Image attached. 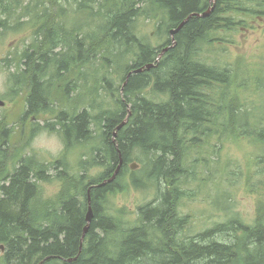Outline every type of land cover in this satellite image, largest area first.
Masks as SVG:
<instances>
[{
    "label": "trees",
    "instance_id": "trees-1",
    "mask_svg": "<svg viewBox=\"0 0 264 264\" xmlns=\"http://www.w3.org/2000/svg\"><path fill=\"white\" fill-rule=\"evenodd\" d=\"M140 16L158 22L163 44L154 46L139 36ZM238 16L264 17V0H0L4 30L35 28L17 71L9 75V92L27 91L21 121L53 112L55 83H66L65 109L41 128L59 134L66 146L63 159L51 165L56 170L52 180L50 166L25 150L26 144L10 154L12 132L0 120L3 264H224L236 256L235 247L202 242L206 240L196 241L181 256L156 245L158 234L169 239L181 225L175 206L185 193L180 186L171 192L161 186L164 180L182 185L185 176L194 175L189 168L194 147L216 137H244L264 159V108L249 105L230 90L239 63L230 62L228 50L217 44L222 32L238 30ZM12 18L16 26L9 25ZM182 23L172 40L171 30ZM110 63L119 65L121 73L112 69L118 80L109 76ZM80 68L75 83L67 82ZM137 69L143 71L128 77ZM91 73L87 87L85 76ZM256 78L264 84V77ZM216 87L223 91L217 94ZM262 93L258 86L259 97ZM106 97L112 98L113 107H104ZM37 131L32 129L27 143ZM73 147L85 149V156L71 169L67 153ZM120 160L116 180L91 190L93 219L82 242L88 189L110 178ZM135 161L144 177L131 171L129 164ZM96 168L103 171L91 175ZM49 181L58 183L59 190L45 198L40 183ZM148 183L156 189V199L143 205L128 226L126 213L113 209L110 199L131 187L144 190ZM238 225L231 220L219 230L237 233ZM243 231L246 262L264 264V202L258 204L255 224Z\"/></svg>",
    "mask_w": 264,
    "mask_h": 264
},
{
    "label": "rangeland",
    "instance_id": "rangeland-1",
    "mask_svg": "<svg viewBox=\"0 0 264 264\" xmlns=\"http://www.w3.org/2000/svg\"><path fill=\"white\" fill-rule=\"evenodd\" d=\"M214 3L215 0H211V4ZM237 18L242 20L238 30L231 34L222 32L221 43H217L228 50L230 62L239 63L235 74V76L238 75V78H235L236 82L232 84L230 90L237 92L242 101H247L249 105L253 104L257 105L258 108H264V93L260 97L258 95V86L262 87L264 92V84L256 78L264 77V17L253 20L245 16H238ZM8 22L10 26H16L15 18ZM28 26L23 25L25 29L23 31H18L14 27L4 30L0 26V102L4 103V106H0V120L4 119L12 132L9 141L10 154L15 152V148L17 150L26 144L25 150L29 148L31 155L37 156L41 162L50 166L49 173L51 176L49 180H52L56 170L53 171L51 165L63 159V155L66 154V146L59 134L50 133L41 128L46 123L54 122L58 113L65 109L63 87L66 83L61 81L55 83L51 100L55 109L53 112L42 114L37 118H24V121L21 119L25 115L27 91L23 89L17 93L18 95L9 92V75L17 71L18 60L23 50L33 40L35 28L31 29ZM157 26V21L146 20L143 16L138 18L139 36L148 38V41L154 46L163 44L165 40L163 37L160 38ZM224 40L226 42H223ZM110 64L112 67L109 66L111 69H109V76L118 80V75L116 76L112 69H117L119 70L117 73H121L119 65L117 63ZM123 64L124 62L120 66ZM94 68L96 69V67ZM80 72L81 68L74 69L67 82L76 81ZM91 78H94L92 73L85 76L87 87L91 85ZM79 82L82 83V80ZM216 91L219 94L223 88L216 87ZM87 93L85 92L84 95ZM90 98L95 99V97ZM111 99L104 98V107H113ZM33 128L38 129V131L27 143ZM84 152L85 149L80 147H73L69 150L67 163L71 169L75 168L80 156H85ZM190 153L189 161H192V164L189 168L194 172V175L185 176L184 185L178 184V180H173V185L171 181L164 180L165 184L163 183L161 186V189L165 188L168 192H171L173 186H180L183 188L182 190H185L183 195L179 193L183 197L177 204L180 213L183 216H189L186 225L187 233L184 234L194 237L197 234L204 235L205 232L210 233L211 231L207 239L198 240H206L202 242L208 244L219 243L233 246L237 252L239 250L245 251L243 244L245 236L242 235V232L220 231L219 227L229 225L231 220L235 219L247 224L254 221L258 204L264 202V159L259 158L262 151L254 145V142L244 137L235 141L227 139V137L222 139L216 137L210 139L208 143H201L198 147H194ZM138 157L141 160L144 159L141 155ZM132 164L137 166L134 172L140 173L142 171V166L138 161L129 164V166ZM8 165L11 166V163ZM57 166L61 170L63 163ZM102 171L103 169L100 170L99 168L93 169L91 175L95 176ZM140 176H143L142 173ZM40 185L43 188L45 198H52L59 190L58 183L55 181L42 182ZM178 197L180 196L178 195ZM155 199L156 189L149 184L144 190H135L131 187L122 193L115 194L110 199V205L115 210H124L126 213L125 223L130 226L135 223L134 220L137 218L135 213L138 208ZM158 240V243L163 242L160 238ZM225 261H228L227 264H239L235 257ZM200 264L216 263L202 261Z\"/></svg>",
    "mask_w": 264,
    "mask_h": 264
},
{
    "label": "flooded vegetation",
    "instance_id": "flooded-vegetation-1",
    "mask_svg": "<svg viewBox=\"0 0 264 264\" xmlns=\"http://www.w3.org/2000/svg\"><path fill=\"white\" fill-rule=\"evenodd\" d=\"M142 207H144V206H142ZM142 207H140V208H142ZM140 208H138L137 212L135 213L136 216H138L140 214V210H141ZM175 208H177L176 210L179 211L178 206H175ZM176 216L182 218L181 225H178L177 227H178V230H179V236H182L185 240L183 242H179V245H176L174 248L171 249V251L174 252V253H176V254H178L179 256H181L182 255L181 254L182 251L186 250L192 244H195L196 241H199L198 239L208 238V235L211 233V231H210V233L209 232H205L204 235L203 234H197L194 237L185 235L184 233H187L186 232V230H187L186 229V225H187V222H188L187 218L189 216H183L180 213V211L176 214ZM255 221H256V216H255L254 221L252 223H249V224H247L245 222L239 221L238 228H240V229L237 230V233L242 232V235L245 236V233H244L245 231H243V228H246V226L247 227L248 226L249 227L253 226L255 224ZM240 222H241V225H240ZM221 226H227V225H221ZM158 238H160L161 241H164L165 240V237L163 238V234H160L158 236ZM4 251H5L4 245L0 243V252H1L0 253L1 254V256H0V264H3L2 262H3V258H4ZM244 252L245 251L239 250L238 252H236V256H230V259L233 258V257H235L236 260H237V263H239V264H246V260L245 259L247 257V254H246V252L245 253ZM251 254H253V252ZM252 260H253V261H251V262H253L252 264H255L254 259H252ZM223 263L224 264H227L228 261H225ZM247 264H249V263H247Z\"/></svg>",
    "mask_w": 264,
    "mask_h": 264
},
{
    "label": "water",
    "instance_id": "water-1",
    "mask_svg": "<svg viewBox=\"0 0 264 264\" xmlns=\"http://www.w3.org/2000/svg\"><path fill=\"white\" fill-rule=\"evenodd\" d=\"M215 1H216V0H215ZM213 9H214V7L210 8V9H209L206 13H204L202 16H203V17H207V16L210 14V12L213 11ZM196 16H199V15H196ZM184 23H185V22H184ZM184 23H182L177 29H175V30H171L170 35H171V37H172V40H174V37H175L176 33L181 29V27L184 25ZM166 50H167V49H166ZM166 50H165L163 53H165ZM151 67H152V65L149 66V67H147V69H150ZM142 71H143V69L133 70V71L128 75V77H130L132 74L141 73ZM0 106H4V103H3V102H0ZM124 125H125V122H124L123 124H121V125L117 128V130L121 129ZM114 136L116 137V134H115ZM121 165H122V161L120 162V165H119V167L117 168L115 174H114L110 179L104 180L103 182L99 183L98 185L90 186V188L88 189V193H87V195H88V198H87V202H88V213H87V216H86L87 226H86L85 229H84V233H83V237H82V242H83L84 239H85L86 233L88 232L89 227H90V224H91V221H92V219H93V210H92V202H91V190L94 189V188H103V187L107 186L108 184L112 183V182L116 179V177H117V175H118V173H119V170H120V168H121ZM136 167H137L136 165H133V166H132L133 170L136 169Z\"/></svg>",
    "mask_w": 264,
    "mask_h": 264
},
{
    "label": "bare ground",
    "instance_id": "bare-ground-1",
    "mask_svg": "<svg viewBox=\"0 0 264 264\" xmlns=\"http://www.w3.org/2000/svg\"><path fill=\"white\" fill-rule=\"evenodd\" d=\"M171 36V35H170ZM172 38V37H171ZM122 160H120V162H121ZM120 165V164H119ZM119 165H118V167H119ZM122 165H123V162H122ZM122 165H121V168H122ZM133 165H135V164H132L131 166H130V168H131V171L132 172H134V170H133V168H132V166ZM117 167V168H118ZM117 168H116V170H117ZM121 168H120V170H121ZM116 170H115V172H116ZM120 170H119V173H120ZM115 172L111 175V177L115 174ZM119 173H118V175H119ZM118 175H117V177H118ZM110 177V178H111ZM116 177V178H117ZM110 178H107V179H110ZM116 180V179H115ZM114 180V181H115ZM113 181V182H114ZM103 182V181H102ZM93 186V185H92ZM90 188V187H89ZM87 198H88V195H87ZM87 213H88V211H87ZM86 216H87V214H86ZM86 224H87V222H86ZM87 226V225H86ZM85 229V228H84ZM169 239H167L166 237H165V240L163 241V242H161V243H158V245H156L159 249L158 250H161L162 251V249L164 248H167V249H169L170 251H171V249L172 248H174L176 245H179V242H183L185 239L182 237V236H179V230H178V227L177 228H175L174 230H172L171 231V233L169 234ZM160 245V246H159ZM250 257H253V254H251V256ZM246 264H247V262H246Z\"/></svg>",
    "mask_w": 264,
    "mask_h": 264
}]
</instances>
